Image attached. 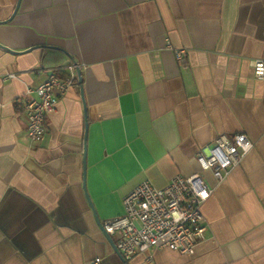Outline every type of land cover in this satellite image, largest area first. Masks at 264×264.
Wrapping results in <instances>:
<instances>
[{"label": "crops", "instance_id": "1", "mask_svg": "<svg viewBox=\"0 0 264 264\" xmlns=\"http://www.w3.org/2000/svg\"><path fill=\"white\" fill-rule=\"evenodd\" d=\"M0 44V264H264V81L251 64L264 59V0H0ZM67 62L81 84L32 142L27 89ZM239 132L253 148L203 204L194 253L124 261L98 221Z\"/></svg>", "mask_w": 264, "mask_h": 264}, {"label": "built area", "instance_id": "2", "mask_svg": "<svg viewBox=\"0 0 264 264\" xmlns=\"http://www.w3.org/2000/svg\"><path fill=\"white\" fill-rule=\"evenodd\" d=\"M173 52L179 63L186 61L185 48H174ZM251 64L254 75L264 81V59H253ZM78 69L76 62L57 65L38 86L27 89L23 109L27 117L26 135L32 142L42 138L46 115L54 110L58 99L76 81ZM14 76L13 73L6 75L7 78ZM31 92L33 95L29 96ZM253 145L242 132L219 134L207 151L197 153L198 171L187 176L176 174L164 187H156L144 180L124 195V212L101 221L103 231L114 236L115 247L124 261L140 253L147 254L150 259L154 249L162 248L193 254L209 228L202 214L203 204ZM207 171L213 176L215 185H209L203 177ZM86 264H102V260L95 257Z\"/></svg>", "mask_w": 264, "mask_h": 264}, {"label": "water", "instance_id": "3", "mask_svg": "<svg viewBox=\"0 0 264 264\" xmlns=\"http://www.w3.org/2000/svg\"><path fill=\"white\" fill-rule=\"evenodd\" d=\"M0 46H1V47H4V46L1 45V44H0ZM4 48H5V47H4ZM51 48H53V49H57L56 47H51ZM8 50H11V51L16 52V51L13 50V49H9V48H8ZM27 50H31V49H27ZM77 79H78V82L81 84V76H80V71H79V70H77ZM89 203H90V202H89ZM98 223H99L100 228L102 229L101 222L98 221ZM102 231H103V229H102ZM103 232H104V231H103ZM104 234H105L106 238L110 241V243H111L113 246H115V243H114V240L112 239V236H110V235H109L108 233H106V232H104Z\"/></svg>", "mask_w": 264, "mask_h": 264}]
</instances>
